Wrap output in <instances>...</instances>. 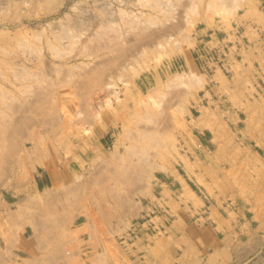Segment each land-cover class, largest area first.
I'll use <instances>...</instances> for the list:
<instances>
[{
    "label": "rangeland",
    "instance_id": "1",
    "mask_svg": "<svg viewBox=\"0 0 264 264\" xmlns=\"http://www.w3.org/2000/svg\"><path fill=\"white\" fill-rule=\"evenodd\" d=\"M142 185L264 264V0H0V264Z\"/></svg>",
    "mask_w": 264,
    "mask_h": 264
},
{
    "label": "crops",
    "instance_id": "2",
    "mask_svg": "<svg viewBox=\"0 0 264 264\" xmlns=\"http://www.w3.org/2000/svg\"><path fill=\"white\" fill-rule=\"evenodd\" d=\"M161 186L158 179L159 195ZM135 191L117 205L111 201L81 207L72 225L78 246L73 255L63 256L61 264H222L228 251L226 236L217 237L211 226L188 222L182 209L167 221L161 216L160 203H150L155 196L152 188L142 185ZM238 238L236 256L241 263L247 256L246 240ZM260 259L264 262V252Z\"/></svg>",
    "mask_w": 264,
    "mask_h": 264
},
{
    "label": "bare ground",
    "instance_id": "3",
    "mask_svg": "<svg viewBox=\"0 0 264 264\" xmlns=\"http://www.w3.org/2000/svg\"><path fill=\"white\" fill-rule=\"evenodd\" d=\"M144 2V1H143ZM221 6V5H220ZM229 9V8H228ZM230 9H231V7H230Z\"/></svg>",
    "mask_w": 264,
    "mask_h": 264
}]
</instances>
